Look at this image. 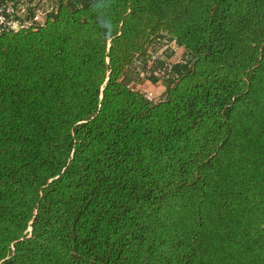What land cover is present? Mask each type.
Segmentation results:
<instances>
[{"label": "trees", "instance_id": "1", "mask_svg": "<svg viewBox=\"0 0 264 264\" xmlns=\"http://www.w3.org/2000/svg\"><path fill=\"white\" fill-rule=\"evenodd\" d=\"M52 1L0 34V264H264V0Z\"/></svg>", "mask_w": 264, "mask_h": 264}, {"label": "built area", "instance_id": "2", "mask_svg": "<svg viewBox=\"0 0 264 264\" xmlns=\"http://www.w3.org/2000/svg\"><path fill=\"white\" fill-rule=\"evenodd\" d=\"M48 0H5L0 1V34L5 30L35 28L45 24L49 14L55 10V5L43 6ZM141 78L144 77L142 73ZM147 99L157 100V94L152 89L144 91Z\"/></svg>", "mask_w": 264, "mask_h": 264}, {"label": "rangeland", "instance_id": "3", "mask_svg": "<svg viewBox=\"0 0 264 264\" xmlns=\"http://www.w3.org/2000/svg\"><path fill=\"white\" fill-rule=\"evenodd\" d=\"M51 3H53V1L52 0H48L47 2H45V3H43V6H48V5H51ZM170 48L171 49H173L174 51H179V49L177 48V46H176V44L174 43V42H172V43H170ZM162 52V51H161ZM140 70V69H139ZM142 72H143V74H144V77L143 78H146V77H148V75L150 74L149 73V71L147 70V69H142ZM151 87H153V86H151ZM154 88V87H153ZM159 96L161 95V93L162 92H160V91H156V90H154Z\"/></svg>", "mask_w": 264, "mask_h": 264}, {"label": "crops", "instance_id": "4", "mask_svg": "<svg viewBox=\"0 0 264 264\" xmlns=\"http://www.w3.org/2000/svg\"><path fill=\"white\" fill-rule=\"evenodd\" d=\"M178 48V47H177ZM179 49V51H177L178 53L180 52V48H178ZM154 89L157 91H160V92H163L164 91V85H163V83H161V82H159V83H156L155 85H154Z\"/></svg>", "mask_w": 264, "mask_h": 264}]
</instances>
